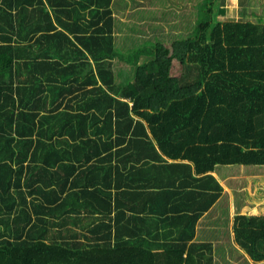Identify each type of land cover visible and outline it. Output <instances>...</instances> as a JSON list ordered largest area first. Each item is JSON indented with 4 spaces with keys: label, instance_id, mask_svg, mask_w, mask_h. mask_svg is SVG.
I'll list each match as a JSON object with an SVG mask.
<instances>
[{
    "label": "trees",
    "instance_id": "obj_1",
    "mask_svg": "<svg viewBox=\"0 0 264 264\" xmlns=\"http://www.w3.org/2000/svg\"><path fill=\"white\" fill-rule=\"evenodd\" d=\"M184 1L160 38L112 0H0V264H212L198 219L264 168V23L193 0L183 37ZM232 233L264 263V215Z\"/></svg>",
    "mask_w": 264,
    "mask_h": 264
},
{
    "label": "crops",
    "instance_id": "obj_2",
    "mask_svg": "<svg viewBox=\"0 0 264 264\" xmlns=\"http://www.w3.org/2000/svg\"><path fill=\"white\" fill-rule=\"evenodd\" d=\"M176 2H183V0H171L169 2L167 0H112L111 7L114 14L119 16L120 20L125 23L133 22L137 19V17L142 16V23H139L138 25L143 26L146 36L150 32H153V34L160 33L161 36L159 37L162 38L167 36L168 32L166 31L169 29V26L165 20L167 13L166 10L169 8V5ZM186 2L187 1L185 0L184 3L187 5V7L196 12L197 2L193 3L188 1V4ZM259 3L261 6H263L264 0H261ZM187 7L186 9H180L187 10ZM132 12H134V17L128 16ZM251 14L253 15V21H262L264 23V19L258 14L257 11L253 10L251 11ZM124 17H126V19L128 18L129 21L127 22L126 20H123ZM159 27H162V29ZM115 30V36L118 37L117 39H119L117 41L119 45L122 42L123 37H130L129 35H131V31L126 26H122L120 30L118 28ZM175 31L181 36L185 37L188 32H190V29L189 26H185L184 29H176ZM261 170L262 173L257 175V184L251 191L249 190L253 183V180L251 179L253 176L244 173L240 175L241 183H243L242 188H244L246 185L250 187L248 188V196H245L243 191L241 194L240 192L231 194L228 187L223 185L224 189L222 190L219 200H224V202L228 205L229 215L225 219L219 216L206 220L205 218L209 215L208 213H205L198 219L199 221L196 225L194 239L197 241L209 240L208 242L212 243V264H257V262H252L251 260L246 262L245 258H247V254L242 250H239L238 258H234L235 255L231 254L232 248H230L229 243H232V221L234 206H238L240 209L239 211L247 215H264V168ZM177 199H179L181 202L187 201V197H180ZM160 202V207L170 204V202L166 201L165 204L162 201ZM221 221H224V224L226 225L222 224Z\"/></svg>",
    "mask_w": 264,
    "mask_h": 264
},
{
    "label": "rangeland",
    "instance_id": "obj_3",
    "mask_svg": "<svg viewBox=\"0 0 264 264\" xmlns=\"http://www.w3.org/2000/svg\"><path fill=\"white\" fill-rule=\"evenodd\" d=\"M168 2L171 0H167ZM188 1L193 0H187ZM261 0H219L218 1V14L217 17L221 19L231 20V19H241L247 18V19H253V15L251 14V11H257L258 14L264 19V7L260 5ZM204 3L203 0L199 1L200 3ZM194 3V2H193ZM188 15L186 17H181L180 19H175L173 22H176L175 24L179 23L181 20L185 19V25H188L193 23L198 15H196V12L192 9L187 7V10H184ZM179 13H182V10L177 11ZM246 12L245 16H242V13ZM250 12V13H249ZM175 12H169L170 15L175 14ZM199 17V16H198ZM123 20L129 21L126 17L123 18ZM252 179V178H251ZM231 194H236L237 191L233 192L232 189L228 188ZM236 210H240L238 206H234ZM236 210H233V215L236 212Z\"/></svg>",
    "mask_w": 264,
    "mask_h": 264
}]
</instances>
